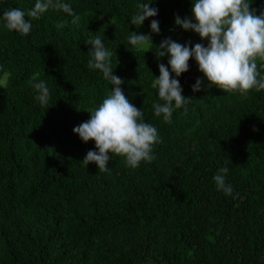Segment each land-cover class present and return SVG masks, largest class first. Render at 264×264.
Returning <instances> with one entry per match:
<instances>
[{"label": "trees", "instance_id": "trees-1", "mask_svg": "<svg viewBox=\"0 0 264 264\" xmlns=\"http://www.w3.org/2000/svg\"><path fill=\"white\" fill-rule=\"evenodd\" d=\"M68 2L78 26L51 8L25 36L0 22V264H264V90L242 95L205 81L194 93L202 74L190 59L179 77L187 111L164 122L152 110L159 70L151 51L166 37L206 44L174 25L175 15H191L190 0L150 4L159 35L149 20L129 25L137 0ZM33 3L0 0V13ZM262 5L253 3L257 14ZM129 31L151 34L155 45L131 52ZM91 35L115 51L124 94L158 129L156 159L135 169L118 155L108 172L81 162L95 145L72 129L110 88L87 67ZM159 62L167 65V57ZM33 79L47 81L48 108L35 99ZM224 165L235 198L212 180Z\"/></svg>", "mask_w": 264, "mask_h": 264}, {"label": "clouds", "instance_id": "clouds-1", "mask_svg": "<svg viewBox=\"0 0 264 264\" xmlns=\"http://www.w3.org/2000/svg\"><path fill=\"white\" fill-rule=\"evenodd\" d=\"M190 2L191 15L184 18L175 15L174 25L197 34L206 44H191L190 41L182 44L171 37L163 38L158 45L153 44L151 34L160 33L159 21L155 19L158 9L150 7L154 0H137L136 10L129 20V25L136 29L149 20L151 34L129 31L127 41L133 53L155 45L151 52L157 59L159 76L151 73V87L156 90L158 99L153 102L152 110L155 117L168 123L175 110L187 111L190 98L182 94L179 77L189 70L190 59L202 74L191 85L194 93L201 90L205 81L207 88L215 86L223 92L242 95L264 90V72L260 71L264 69V5L257 14V9L252 7L255 0ZM50 8L62 10L71 17L73 26L79 25L80 16L73 12L68 0H34L28 10L8 7L0 13V22L3 28L25 36L31 32L33 19H39ZM65 23L61 22L58 27H64ZM84 43L91 46L87 52V67L98 71L110 88L97 106L87 110L89 118L72 129L82 142L93 141L95 145L81 162L85 168L94 163L99 172H108V162L113 155L123 157L125 165L133 169L141 163L154 161V148L161 142L158 129L144 120L142 108H137L124 94L123 80L114 74L115 51L106 47L104 36L91 35ZM163 57H167V65L159 62ZM257 61H262L259 67ZM30 84L36 93L35 99L48 108L51 91L47 81L33 79ZM229 171L226 165L219 167L212 180L218 191L235 198L234 188L227 182Z\"/></svg>", "mask_w": 264, "mask_h": 264}]
</instances>
